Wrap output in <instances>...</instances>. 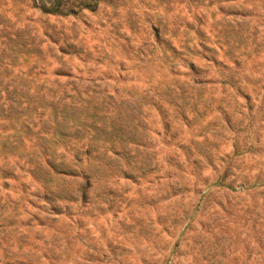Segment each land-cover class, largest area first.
Returning a JSON list of instances; mask_svg holds the SVG:
<instances>
[{"label": "rangeland", "instance_id": "obj_1", "mask_svg": "<svg viewBox=\"0 0 264 264\" xmlns=\"http://www.w3.org/2000/svg\"><path fill=\"white\" fill-rule=\"evenodd\" d=\"M91 2L0 0V264H264V0Z\"/></svg>", "mask_w": 264, "mask_h": 264}, {"label": "trees", "instance_id": "obj_2", "mask_svg": "<svg viewBox=\"0 0 264 264\" xmlns=\"http://www.w3.org/2000/svg\"><path fill=\"white\" fill-rule=\"evenodd\" d=\"M41 8L48 13L55 14H68L76 11V8H92L95 3H92L91 0H39ZM98 1V0H95ZM98 3V2H97ZM69 4L72 6L67 7Z\"/></svg>", "mask_w": 264, "mask_h": 264}]
</instances>
